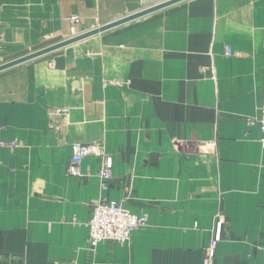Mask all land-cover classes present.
I'll use <instances>...</instances> for the list:
<instances>
[{"label":"crops","instance_id":"1","mask_svg":"<svg viewBox=\"0 0 264 264\" xmlns=\"http://www.w3.org/2000/svg\"><path fill=\"white\" fill-rule=\"evenodd\" d=\"M141 6L0 0V58ZM263 101L264 0H187L1 72L0 139L18 147L0 151V264H204L218 221L213 264H264V149L248 124ZM94 143L108 183L96 156L70 173L73 146ZM102 199L147 223L91 250Z\"/></svg>","mask_w":264,"mask_h":264},{"label":"built area","instance_id":"2","mask_svg":"<svg viewBox=\"0 0 264 264\" xmlns=\"http://www.w3.org/2000/svg\"><path fill=\"white\" fill-rule=\"evenodd\" d=\"M72 25V34H77V27L82 23L81 16L75 15L69 18ZM226 56H233L232 50L227 48ZM64 111H68L65 110ZM261 118L256 122L249 119V126L256 123L261 131L260 143L264 149V101L261 104ZM18 147L17 142H6L0 139V151L3 149H14ZM96 156L101 159V168L97 174L98 178L105 183L112 180L113 177V158L109 155L104 146L98 144H75L73 146V156L71 160L70 173L76 177H83L80 170L82 162L85 158ZM107 188V184H104ZM147 221L144 216H138L128 209L123 203L110 202L102 199L93 208V213L87 222L89 228V236L87 238V246L91 250L106 241H114L119 243H129L132 240L134 232L138 231L146 225ZM222 222L218 221L213 231V238L204 248L203 261L204 264H213L216 249L221 241ZM264 254V250H263Z\"/></svg>","mask_w":264,"mask_h":264},{"label":"water","instance_id":"3","mask_svg":"<svg viewBox=\"0 0 264 264\" xmlns=\"http://www.w3.org/2000/svg\"><path fill=\"white\" fill-rule=\"evenodd\" d=\"M184 1H187V0H168V1H165V2L160 3L158 5L152 6L150 8H147V9L141 10L139 12L130 14L128 16H125V17H123V18H121L119 20H116V21L111 22L109 24H106L104 26L95 28L93 30H90V31L85 32L83 34H80L78 36L63 40V41H61L59 43L47 46L45 48H42V49L34 51V52H31L29 54H26L24 56H21V57L15 59V60H12V61H10L8 63L0 65V73L4 72L6 70H9L11 68L20 66V65H22L24 63H27L29 61L44 57V56L49 55L51 53H54L56 51L62 50L64 48H67V47H69V46H71V45H73L75 43H78L80 41L88 39V38H90L92 36L101 34L103 32H106L108 30H111V29H114L116 27L122 26L124 24L139 20V19L144 18L146 16H149V15L155 13V12L161 11L163 9H166L168 7H171L173 5L179 4V3L184 2Z\"/></svg>","mask_w":264,"mask_h":264},{"label":"rangeland","instance_id":"4","mask_svg":"<svg viewBox=\"0 0 264 264\" xmlns=\"http://www.w3.org/2000/svg\"><path fill=\"white\" fill-rule=\"evenodd\" d=\"M165 1H168V0H142V6H141L140 10H144V9L150 8V7H152V6L158 5V4L163 3V2H165ZM162 12H163V11H162ZM65 39H66V38H59V39L53 40V41H51V42H47V43L41 44V45L37 46L36 48H34L33 50H30V51L25 52L24 54H21L20 57H21V56H24V55H26V54H28V53H31V52H34V51L40 50V49H42V48H45V47H47V46H50V45H53V44L59 43V42L65 40ZM62 50H64V49H62ZM62 50L56 51V52L51 53V54H49V55H46V56H44V57H47V56H51V57L56 56L57 54L61 53ZM18 57H19V56H18ZM15 59H17V58H15ZM15 59H14V58H10V57H5V56H4V57L0 58V65L5 64V63H8V62H10V61H12V60H15Z\"/></svg>","mask_w":264,"mask_h":264}]
</instances>
